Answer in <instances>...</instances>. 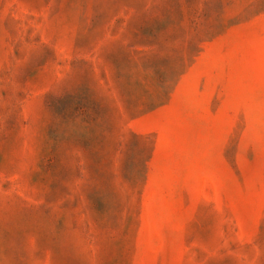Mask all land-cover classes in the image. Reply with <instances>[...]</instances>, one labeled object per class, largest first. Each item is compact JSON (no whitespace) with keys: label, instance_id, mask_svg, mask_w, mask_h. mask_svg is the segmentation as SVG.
Wrapping results in <instances>:
<instances>
[{"label":"rangeland","instance_id":"rangeland-1","mask_svg":"<svg viewBox=\"0 0 264 264\" xmlns=\"http://www.w3.org/2000/svg\"><path fill=\"white\" fill-rule=\"evenodd\" d=\"M0 264H264V0H0Z\"/></svg>","mask_w":264,"mask_h":264}]
</instances>
